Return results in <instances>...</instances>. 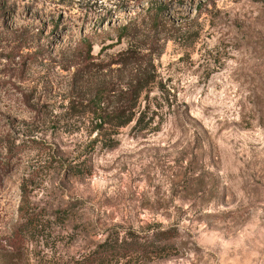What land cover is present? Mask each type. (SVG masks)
Returning <instances> with one entry per match:
<instances>
[{
	"label": "rangeland",
	"instance_id": "1",
	"mask_svg": "<svg viewBox=\"0 0 264 264\" xmlns=\"http://www.w3.org/2000/svg\"><path fill=\"white\" fill-rule=\"evenodd\" d=\"M156 4L177 37L163 40L166 26L152 45L171 112L158 132L121 128L89 155L85 116L66 112L93 87L74 80L78 44L96 56L133 20L131 41L150 48ZM21 187L41 231L13 253ZM170 227L168 255L107 264H264V2L0 0V264H82L111 235Z\"/></svg>",
	"mask_w": 264,
	"mask_h": 264
},
{
	"label": "trees",
	"instance_id": "2",
	"mask_svg": "<svg viewBox=\"0 0 264 264\" xmlns=\"http://www.w3.org/2000/svg\"><path fill=\"white\" fill-rule=\"evenodd\" d=\"M210 1V0H206ZM253 2H264V0H251ZM202 5L198 6V12ZM162 7L154 5L150 11H145L144 23L146 22L152 36L150 35V48L141 47L133 43V32H135L136 22L129 20L125 24L115 29V43L101 47L99 53L93 56L92 44L83 39L79 42L78 48L80 61L75 67L74 80L79 76V81L83 80L88 74L87 85H92V91L89 98L83 104V99L77 103L70 104L67 113L77 112L85 116L86 136L94 134V138L88 143L92 147L89 155L94 152L98 146L101 150H111L118 145L117 134L121 128L131 127L137 134L158 132L164 118L171 112V107L165 105L166 111L159 113L158 110L164 108L160 101H167L169 92L157 79L153 65L154 51L153 42L157 41L159 32L166 31L168 25L161 18ZM131 35V36H130ZM129 36V37H128ZM174 34L164 37L163 40L176 41ZM124 45V48L116 51L103 63L100 56L108 49L117 45ZM106 56V55H105ZM96 60V61H94ZM96 74H102L109 77L105 83L95 84ZM151 92H155L156 97L149 98ZM155 101V103H153ZM167 103V102H166ZM168 104V103H167ZM66 120V119H65ZM81 166L91 167L89 157H84ZM79 175L81 171H75ZM19 203L16 214L23 224L17 226L16 230L9 237L8 245L13 253H21L26 236L35 238L40 230L39 222L40 212L35 211L31 204L24 187H21ZM56 215V220L62 221L60 214ZM176 239V230L174 228H165L154 231L151 235L144 236L128 233L122 239L114 234L103 240L97 245L84 259L82 264H107L111 260H117L120 257L152 255L153 257H163L168 255L169 251L175 248L172 240ZM130 257V258H131Z\"/></svg>",
	"mask_w": 264,
	"mask_h": 264
}]
</instances>
